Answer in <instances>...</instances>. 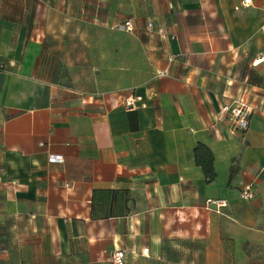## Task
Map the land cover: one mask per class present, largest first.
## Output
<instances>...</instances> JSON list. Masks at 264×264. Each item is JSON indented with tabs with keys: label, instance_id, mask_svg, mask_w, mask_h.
Here are the masks:
<instances>
[{
	"label": "crops",
	"instance_id": "0c3cea01",
	"mask_svg": "<svg viewBox=\"0 0 264 264\" xmlns=\"http://www.w3.org/2000/svg\"><path fill=\"white\" fill-rule=\"evenodd\" d=\"M37 1L43 17L0 0L9 262L112 264L117 249L126 264H264V0ZM129 21L133 32L117 29ZM67 38L90 72L84 89L46 78L49 40ZM237 101L252 114L233 135L220 112Z\"/></svg>",
	"mask_w": 264,
	"mask_h": 264
},
{
	"label": "rangeland",
	"instance_id": "374dc122",
	"mask_svg": "<svg viewBox=\"0 0 264 264\" xmlns=\"http://www.w3.org/2000/svg\"><path fill=\"white\" fill-rule=\"evenodd\" d=\"M18 3L23 4L22 0H17ZM26 13L30 16H40L43 17L45 8H37L33 6L35 4H39L37 0H26ZM30 6L29 8L28 5ZM18 12V10H17ZM71 45L76 46V44H71L69 38L66 40H49V46L51 47L50 53L45 57V74L47 79L53 80L56 77V81L62 82L64 86L71 87L72 84L78 88H85L87 82L90 80V72L86 70L85 64L82 62V56H79L78 50L72 51ZM80 59L81 62L77 61ZM84 59V58H83ZM74 87V88H75ZM0 264H13V262H9L7 257L5 256V252L7 251L6 239L7 233L3 230H0ZM3 243V244H2ZM44 264H54L51 259L45 258ZM18 264H24L19 262ZM67 264H71L67 262Z\"/></svg>",
	"mask_w": 264,
	"mask_h": 264
},
{
	"label": "built area",
	"instance_id": "2783aa9c",
	"mask_svg": "<svg viewBox=\"0 0 264 264\" xmlns=\"http://www.w3.org/2000/svg\"><path fill=\"white\" fill-rule=\"evenodd\" d=\"M245 4H250V0H245ZM133 24L129 21L123 23L117 27L119 31L122 32H133ZM153 25L150 23L147 26L149 31H152ZM162 33V32H161ZM142 101L141 97L132 95L128 97L125 101L126 108L131 110H137V104ZM252 114V108L243 102H234L230 105L222 107L220 112V118H228L232 122L231 133L234 135L237 131H247L250 124V116ZM52 163L63 162V159L51 158ZM241 197L245 201H251L255 198V190L253 186H248L241 192ZM207 210L215 211L216 213H221L223 209L228 207V202L222 199H208L206 202ZM144 256H149V250L143 252ZM112 264H126V254L122 250H117L114 252L111 258Z\"/></svg>",
	"mask_w": 264,
	"mask_h": 264
},
{
	"label": "trees",
	"instance_id": "16d2710c",
	"mask_svg": "<svg viewBox=\"0 0 264 264\" xmlns=\"http://www.w3.org/2000/svg\"><path fill=\"white\" fill-rule=\"evenodd\" d=\"M129 119L132 123L135 113H130ZM194 159L197 167L201 168L208 184L213 183L217 175L214 169V156L209 147L199 144L194 150ZM1 237V236H0ZM2 238V237H1ZM1 244V243H0ZM3 244V243H2Z\"/></svg>",
	"mask_w": 264,
	"mask_h": 264
}]
</instances>
